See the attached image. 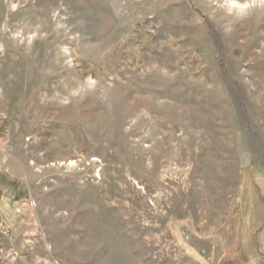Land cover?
<instances>
[{"label": "rangeland", "instance_id": "obj_1", "mask_svg": "<svg viewBox=\"0 0 264 264\" xmlns=\"http://www.w3.org/2000/svg\"><path fill=\"white\" fill-rule=\"evenodd\" d=\"M0 264H264V0H0Z\"/></svg>", "mask_w": 264, "mask_h": 264}, {"label": "clouds", "instance_id": "obj_2", "mask_svg": "<svg viewBox=\"0 0 264 264\" xmlns=\"http://www.w3.org/2000/svg\"><path fill=\"white\" fill-rule=\"evenodd\" d=\"M233 8H238L241 11H243L244 9H246L247 7H249L248 4H233L232 5Z\"/></svg>", "mask_w": 264, "mask_h": 264}]
</instances>
